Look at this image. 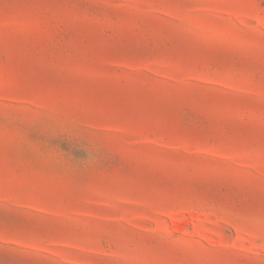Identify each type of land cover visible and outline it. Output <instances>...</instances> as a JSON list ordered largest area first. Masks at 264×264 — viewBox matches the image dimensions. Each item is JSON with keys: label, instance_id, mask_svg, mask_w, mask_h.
I'll list each match as a JSON object with an SVG mask.
<instances>
[{"label": "rangeland", "instance_id": "374dc122", "mask_svg": "<svg viewBox=\"0 0 264 264\" xmlns=\"http://www.w3.org/2000/svg\"><path fill=\"white\" fill-rule=\"evenodd\" d=\"M0 264H264V0H0Z\"/></svg>", "mask_w": 264, "mask_h": 264}]
</instances>
